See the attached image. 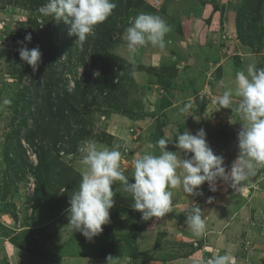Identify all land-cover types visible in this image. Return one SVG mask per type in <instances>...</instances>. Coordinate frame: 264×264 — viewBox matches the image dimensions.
<instances>
[{
	"label": "rangeland",
	"instance_id": "obj_1",
	"mask_svg": "<svg viewBox=\"0 0 264 264\" xmlns=\"http://www.w3.org/2000/svg\"><path fill=\"white\" fill-rule=\"evenodd\" d=\"M114 2L112 15L81 44L63 19L38 13L48 0L38 7L33 0H0V102L12 100L0 108V264H39L36 257L70 264L60 252L81 256L76 264L114 255L127 264L137 240L136 264H205L225 251L237 264H264V169L236 191L222 180L216 191L205 182L202 195L174 189L173 211L149 221L117 182L100 235L89 241L68 225L85 144L119 145L121 168L134 182V160L146 151L159 154L152 145L160 138L172 139L168 149L177 151V133L203 128L230 170L241 122L212 97L234 89L236 73L249 64L264 67V0ZM139 13L159 15L170 26L164 49L128 50L123 36ZM29 33L30 42L18 43ZM25 45L42 53L36 71L20 58ZM41 154L46 168L37 170ZM192 201L204 211L201 237L185 224Z\"/></svg>",
	"mask_w": 264,
	"mask_h": 264
},
{
	"label": "clouds",
	"instance_id": "obj_2",
	"mask_svg": "<svg viewBox=\"0 0 264 264\" xmlns=\"http://www.w3.org/2000/svg\"><path fill=\"white\" fill-rule=\"evenodd\" d=\"M116 7L114 0H48L37 11L44 17L63 19L70 25L69 34L83 44L89 36L95 35V27L112 15ZM129 23L123 39L131 53L148 45L160 49L166 47L165 36L171 28L159 15L139 13L130 18ZM31 40L29 33L18 43L24 45L25 41ZM19 55L33 71L42 62L39 47L22 46ZM95 75L100 73L97 71ZM11 103V99L5 98L0 102V108ZM212 103L231 109L239 115L241 122L237 134L239 152L230 170L225 165V158L215 154L209 146L203 128L195 134L190 131L177 133V151L168 149L172 139L160 138L152 145L153 148L158 146L159 154L146 151L134 160V182H130L121 168L119 145L108 148L98 147L95 143L85 144L80 148L84 166L82 179L78 190L70 195L67 209L71 230L82 233L89 241L103 232V226L110 222L116 194L112 185L117 182L131 197L132 208L142 214L144 221H149L173 211L174 189L182 188L188 196L202 195L201 185L208 182L210 190L216 191V182L222 180L236 191L243 182L264 169V67L249 64L245 70L238 71L234 89L229 88L212 97ZM211 200L210 197L209 202ZM184 212L185 224L192 234L203 236L206 220L199 204L192 201L191 207ZM112 259L109 256L107 264H112ZM205 264H237V258L225 251L222 255L214 254Z\"/></svg>",
	"mask_w": 264,
	"mask_h": 264
},
{
	"label": "crops",
	"instance_id": "obj_3",
	"mask_svg": "<svg viewBox=\"0 0 264 264\" xmlns=\"http://www.w3.org/2000/svg\"><path fill=\"white\" fill-rule=\"evenodd\" d=\"M119 189H121V188H119ZM113 191H116V189H114L113 188ZM132 202V201H131ZM219 225H221V224H219ZM139 232H141V231H139ZM218 237V240H220L219 242H222L220 245H222L224 242H225V238H224V235H218L217 236ZM217 240V241H218ZM137 247H138V252H137V257H135V258H132L131 257V255L129 254V255H127V259H128V262H127V264H136V262L137 261H139L140 259V253H139V250L141 249L140 248V245H139V242H138V240H137ZM61 254L60 255H62L61 256V258L62 259H65V262L66 261H69L70 262V264H76V263H79V259H80V257L81 256H72V257H70L69 256V254H68V257L65 255V253L64 252H60ZM67 254V253H66ZM81 255V254H80ZM96 256H98V255H96ZM115 257H113V259H112V263L113 264H121V262H122V257H120V255H114ZM37 259H36V262L37 261H39L40 260V262H39V264H51L48 260H46V259H44V258H40V257H36ZM94 257H89V258H84V260H82V262L83 263H85V264H99V263H107L106 261H103V260H99V259H93ZM45 260V261H44ZM55 264V263H54Z\"/></svg>",
	"mask_w": 264,
	"mask_h": 264
},
{
	"label": "trees",
	"instance_id": "obj_4",
	"mask_svg": "<svg viewBox=\"0 0 264 264\" xmlns=\"http://www.w3.org/2000/svg\"><path fill=\"white\" fill-rule=\"evenodd\" d=\"M33 2L35 3V5H36V7H38V6H41L43 3H45L46 2V0H33ZM240 30V33H242V26H241V28L239 29ZM86 75H89V73L88 72H86ZM70 94H66V96H69ZM57 105L59 106V103L57 102ZM202 107H204V101H203V103L201 104V106L196 110V112L198 113V112H200L201 110L200 109H202ZM52 113V108L51 107H49L48 108V112H47V114H51ZM38 121H39V119H38ZM19 143V142H18ZM20 145V144H19ZM46 166V162H45V159H44V156L41 154V155H39V165H38V167H37V170H41V169H43V168H46L45 167ZM130 234V239H129V241L131 242V244H134V242L132 241V233L130 232L129 233ZM137 246L136 247H133V249H131V252H130V255H131V257L132 258H135V257H137Z\"/></svg>",
	"mask_w": 264,
	"mask_h": 264
}]
</instances>
